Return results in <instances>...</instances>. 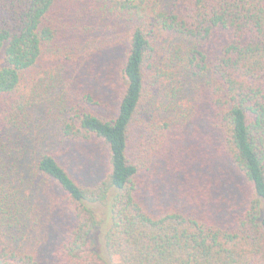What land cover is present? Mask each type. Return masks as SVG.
<instances>
[{"label":"trees","instance_id":"obj_1","mask_svg":"<svg viewBox=\"0 0 264 264\" xmlns=\"http://www.w3.org/2000/svg\"><path fill=\"white\" fill-rule=\"evenodd\" d=\"M55 61L93 91L47 100ZM43 99L105 162L89 185L44 150L33 206ZM151 183L185 209L155 211ZM0 264H264V0H0Z\"/></svg>","mask_w":264,"mask_h":264},{"label":"rangeland","instance_id":"obj_2","mask_svg":"<svg viewBox=\"0 0 264 264\" xmlns=\"http://www.w3.org/2000/svg\"><path fill=\"white\" fill-rule=\"evenodd\" d=\"M169 1L171 0H164L166 4ZM96 39L97 40L94 41L97 45H99L101 39H99V37H97ZM92 53V56L97 58L94 54V50H92ZM84 65L86 67L85 70H89V68L91 69V77H93L95 74H97V71H99L97 70L99 64H95L94 61L91 62L90 59H84ZM72 67V65H68L67 67H65L60 61H58L57 63L56 61L51 62L49 64V69L46 74L51 79H54L56 81L55 84H57V88L51 89L47 92V100L58 99L56 95L60 94L61 96L62 90L69 93L70 97L72 98H76L77 96L82 97L85 93H87V91L92 90L88 86L90 83L89 80H75V78L77 77H73L75 73ZM47 82L50 83V81ZM188 86L189 91L187 94L185 93L183 95V102L191 99L192 97H194L195 99V96H197L199 93V87L194 85L193 81ZM94 89V98L98 97L99 95H103L106 91L104 85H102L101 87L99 86L98 88L95 87ZM198 98L199 95L197 96V99ZM47 100L43 99L41 103L37 105V110L35 112V115L33 116L35 118L30 123L31 132L29 134L28 140H31V145L25 144V148L27 150L25 154L26 158L24 159V161H22V171L24 170L23 180L25 181L23 185L27 187H33V191H28L31 194L33 192L32 197L30 195V198L34 200L33 206L37 205V196L43 200L44 205L51 204L52 196H47V192L49 191L48 188L50 186L47 187L46 184L44 187V180L40 176H38L35 170H33L32 168L31 170H26L30 168V165L34 163L38 155L42 154L44 150L52 148L55 154L59 155L60 158H64V161L68 162L70 171L73 174L78 175L85 183L89 185L97 183L101 179L102 173L104 172L103 169L105 156L102 151V146L90 143H72L70 140L62 138L58 129V125L56 124L55 117L49 116L46 112V110H49L46 103ZM159 100L160 98H157V101ZM198 111L203 113V108ZM188 130H191L190 126L188 127ZM35 188L42 191L41 194L36 193ZM153 189V183H151L149 185L148 200L152 202L151 206L155 209V211L164 210L173 204L177 208V210L185 209V204L177 199L172 193H170V191L161 194L159 197L160 200L156 201L155 199L157 198V196L153 195ZM39 190L37 192H39ZM26 191L27 190H25V193ZM54 249L55 247L51 249V251ZM51 251L49 254H51ZM49 254L47 253L46 256H48Z\"/></svg>","mask_w":264,"mask_h":264}]
</instances>
